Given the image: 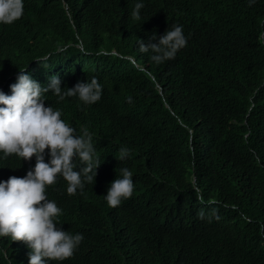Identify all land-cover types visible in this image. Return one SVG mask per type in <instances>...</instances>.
<instances>
[{
  "label": "trees",
  "instance_id": "16d2710c",
  "mask_svg": "<svg viewBox=\"0 0 264 264\" xmlns=\"http://www.w3.org/2000/svg\"><path fill=\"white\" fill-rule=\"evenodd\" d=\"M132 1L138 0L71 6L76 24L88 37L86 48H115L122 55H134L148 69L114 54L80 58L83 65L93 64L106 86H135L127 110L109 114L102 107L99 118L76 98L58 101L50 95L49 100L75 127L84 124L95 133L96 146L113 168L133 171L136 196L109 209L91 188L72 197L61 187L53 190L64 208L61 226L72 234L82 233L84 240L72 257L52 264H264V0H143L149 17L145 42L153 33L161 35L164 23L182 25L187 37L175 59L160 64L151 60V52L136 46L137 40L121 43L116 37ZM67 26L59 3L28 0L22 22L0 27V76L14 62L29 64L72 40ZM75 61L76 53L68 51L33 69L39 74L63 65L73 70ZM151 74L162 85L187 94L197 108L184 100V109L195 112H190L187 126L180 128L168 110L152 104ZM156 101H162L159 95ZM190 128L196 145L210 130L214 143L202 141L204 150H192ZM122 146L132 154L119 161ZM251 148L260 151V163ZM224 152L235 161L228 163L236 174L239 167L245 170L248 196L223 191L218 167L212 186H199L197 192L187 184L184 177L192 173L193 156L199 173L200 164L204 167ZM157 159H168V166L154 167ZM231 173L230 166L221 170L222 177ZM29 252L25 243H6L0 247V264H28Z\"/></svg>",
  "mask_w": 264,
  "mask_h": 264
},
{
  "label": "clouds",
  "instance_id": "9594fccd",
  "mask_svg": "<svg viewBox=\"0 0 264 264\" xmlns=\"http://www.w3.org/2000/svg\"><path fill=\"white\" fill-rule=\"evenodd\" d=\"M60 4L69 32L73 39L58 44L55 49L29 64L14 62L0 76V247L25 243L30 249L28 264H52L72 257L84 240L82 233L72 234L61 226L64 208L52 191L61 187L69 197L80 195L84 189L91 188L100 194L104 205L116 209L136 196L135 175L127 166L113 168L103 151L96 146V135L84 124L76 127L66 120L63 109L54 105L49 96H57L58 101L76 98L88 112L100 118L112 110L126 111L133 100L134 85L122 83L106 86L87 61L81 64L80 58L96 59L100 53L114 54L131 60L138 68L148 69L134 55H122L117 49H102L98 52L85 47L88 41L76 24L71 6L87 5L93 0H54ZM28 0H0V27L20 23L26 17ZM143 0L129 3L125 21L116 35L121 43L135 41L142 52H151V60L157 64L175 59L177 53L187 45V37L182 25L166 26L160 29L161 35L151 34L148 41L142 38L149 17L144 10ZM82 29V28H81ZM109 37L111 33H106ZM264 39V33L262 35ZM138 47V48H139ZM76 53V66H60L43 74L37 73L33 66L66 52ZM78 53L80 57H78ZM66 64V61L63 62ZM147 64H151L149 61ZM155 90L148 94L152 104L168 110L172 120L181 128L187 126L194 111L184 109L193 107L188 96L179 89L166 87L151 74ZM151 87V86H150ZM159 95L161 102L156 101ZM188 105H186L185 101ZM253 107V105H252ZM102 112V113H103ZM190 112H192L190 114ZM121 118V116H120ZM247 123V120L245 121ZM190 132V146L198 150L200 142L214 143L211 134H201L199 144L195 143L193 129ZM248 136V134L246 135ZM215 138V137H214ZM109 134L108 140L111 142ZM260 163L259 150L251 148ZM129 147L119 149V161L131 157ZM205 155V154H203ZM117 158V157H116ZM155 163L168 166V159ZM235 162L227 153H217L214 161L207 163L196 173L194 156L190 160L192 173L185 176L187 184L197 192L200 187L213 185V174L218 167L221 186L225 192H241L248 196L250 180L244 169L239 174L233 170ZM173 162L172 160L170 161ZM232 167L231 175L221 176V170ZM154 175V173H152ZM200 186V187H199ZM222 202V201H221Z\"/></svg>",
  "mask_w": 264,
  "mask_h": 264
},
{
  "label": "bare ground",
  "instance_id": "6f19581e",
  "mask_svg": "<svg viewBox=\"0 0 264 264\" xmlns=\"http://www.w3.org/2000/svg\"><path fill=\"white\" fill-rule=\"evenodd\" d=\"M82 24V23H81ZM92 25V24H91ZM93 28V27H92ZM88 29V28H87ZM98 31V30H97ZM98 34V33H97ZM89 35H90V33H89ZM87 36H88V34H87ZM100 36V35H99ZM88 44V43H87ZM214 224V223H213Z\"/></svg>",
  "mask_w": 264,
  "mask_h": 264
}]
</instances>
